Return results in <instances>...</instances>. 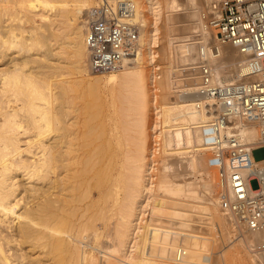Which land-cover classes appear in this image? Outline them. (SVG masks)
<instances>
[{
    "label": "bare ground",
    "instance_id": "bare-ground-1",
    "mask_svg": "<svg viewBox=\"0 0 264 264\" xmlns=\"http://www.w3.org/2000/svg\"><path fill=\"white\" fill-rule=\"evenodd\" d=\"M73 1L68 8L66 0H0V264H204L205 256L207 264H215L213 257L225 264L228 247L214 256L211 237L194 233L198 229L190 223L196 214L209 235L220 231L213 218L216 191L213 202H194L178 188L183 177L201 176L196 178L207 185L216 174L202 129L216 113L206 109L193 80L178 77L180 66L195 58L196 39L214 40L203 31L201 9L185 0L188 20L182 21L171 14L175 2L130 0L133 21L141 26L139 47L106 72L107 81L118 84L106 94L112 110L96 131L77 99L103 80L86 61L83 19L100 0ZM164 12L171 67L159 80L164 93L154 106L151 84L161 75L153 47H159ZM56 21L69 31V63L79 75L73 81L56 80L62 76L55 74V56L62 51L60 44L54 47L60 37ZM244 59L233 46H220L212 60L215 80L239 79ZM145 62H153L149 75ZM235 123L247 142L257 138V124ZM230 131L223 127L221 134ZM254 159L264 164V157ZM228 222L250 253L248 244L264 239V230L248 232Z\"/></svg>",
    "mask_w": 264,
    "mask_h": 264
},
{
    "label": "built area",
    "instance_id": "built-area-1",
    "mask_svg": "<svg viewBox=\"0 0 264 264\" xmlns=\"http://www.w3.org/2000/svg\"><path fill=\"white\" fill-rule=\"evenodd\" d=\"M134 13L130 0H100L89 9L85 45L91 71H113L124 58L134 55L141 29L133 21ZM200 20L203 31L214 40L196 39L195 58L180 66L179 81L193 80L206 109L216 113L202 129L205 142L213 147L209 162L217 175L218 208L234 226L263 231L264 164L254 155L264 150V0H210L201 7ZM194 34L200 36L199 31ZM224 44L233 46L245 59L239 79L220 83L213 76L212 60L220 56ZM238 119L257 124L255 140H245L235 123ZM223 127H230V133L221 134ZM248 247L264 263V239L250 242ZM209 260L205 256L204 264Z\"/></svg>",
    "mask_w": 264,
    "mask_h": 264
},
{
    "label": "rangeland",
    "instance_id": "rangeland-1",
    "mask_svg": "<svg viewBox=\"0 0 264 264\" xmlns=\"http://www.w3.org/2000/svg\"><path fill=\"white\" fill-rule=\"evenodd\" d=\"M66 1L69 5L68 8H71L73 0H66ZM68 1H70L71 4ZM159 1H160L161 5H163L165 0H159ZM169 1L171 4H173L175 2L174 5L175 6L177 5L176 8H174L173 12H171V14H174L173 18H176L178 20L182 19V21H187L188 19L185 18V16H184V15H186V12L188 11V5H186V3H185L186 1L185 0H169ZM208 1H210V0H194L193 2H194L196 7L201 9V7L204 5V3L208 2ZM73 3H74V1H73ZM14 10L16 12L18 11V12L22 13V11L16 5L14 6ZM163 11H165L164 8H163ZM146 14H147L146 16L144 15V19L146 20V18H149V20H150V18H151L150 15L148 13H146ZM165 14H166V12H164L162 14V16L159 20V23H158V26H159V44L158 45H159V47L158 46L153 47V49H155L154 50L155 51L154 61H156L157 65L160 67L159 72L161 75V77L156 82L151 84L152 89H153V93H154V100L152 102L154 106H160V104L162 102L161 96H163V93H164L163 90L161 89V86L159 85V80L161 78H163L165 69L167 67H171L169 65L168 60L166 59V55H165L166 52L164 49V44H165V41L167 39V37L164 33V27H163V24H164V18L163 17L165 16ZM83 19L85 20L84 22H86V15L83 16ZM13 22H15V21H13ZM56 22H55V24L57 26L55 27V32L60 34L59 35L60 37H58V39L55 41L56 44L54 42V47H56L59 44H60L59 46L62 47V51H60L61 54L55 56V61H54L55 65L59 66V67H56L59 69H57V70L55 69V74L56 75H62V76H57L56 80L65 79L67 81H73L74 79H76V77L78 78L79 75L77 74V69H75L74 67H73L74 68L73 69L71 64H70L73 61L72 60L73 58L71 57V54L69 53L70 48L68 49V47H67V46H69V45H67L68 44L67 41L70 38H68V40H67L66 36L69 37V35L65 36V34H64L65 32H69V31H67V28L64 27V25H62L61 23L58 24V22L57 23ZM29 24L31 25L29 20L26 19L25 27L30 26ZM56 29H57V31H56ZM84 30H85V28H84ZM87 60H88V58L86 59V61ZM171 61H173V60H171ZM152 63L145 62L143 64V69L147 75H149V73H152V66H151ZM172 63H174V61ZM69 72H71V73H69ZM110 73H112V72H110ZM93 74L98 76V77H102L103 80L96 82L97 84L96 83H94V85L92 84V86H89V87L87 86L86 89H82L83 92H80L81 93L80 98H78L77 101L80 104L86 105V111H87L86 122L88 124H90L91 126L95 127L96 131H97L99 123L103 119L104 113H106V111L109 112L112 110V105L109 102L110 99H108L109 97L106 94H108L110 92L109 88H111V89L113 87L116 88L118 83L116 80H111V81L108 80L107 81V76L109 75V73L93 72ZM111 82H112V84H114V86L111 85ZM151 85L148 86V88L151 87ZM148 93L151 95V91H149ZM105 95H106V97H105ZM150 95H149V98H150ZM173 96H174V94L172 91V92H170V97H173ZM155 111H156V109L154 110V112ZM155 116L153 115V117H155ZM96 125H98V126H96ZM263 155H264V150H260V151L256 152V157L258 159L261 158V156H263ZM256 157H254V158H256ZM214 172H215V170H214ZM215 175L216 174L213 175L212 183L211 184L208 183L207 185L206 184L204 185V184H202V182H200V181H202V179L199 180L201 178V176H195L194 175V176L190 177V175H189V176L181 178V180L178 181V183H179L178 188H181L183 191V192H181V195L185 198L186 197L189 198V200L191 198L192 201H194V202L203 201V200L207 201L208 203L213 202L214 195H212V194H214L216 191V181H217V175L216 176ZM193 177H195V178L200 177V178L195 179ZM196 182H198L199 184H197ZM181 185H183V187ZM181 189H180V191H181ZM213 207H215V206H213ZM213 211H214L213 212V214H214L213 218L215 217L214 221L216 220L217 224L220 227V231H221V229H222V231L221 232L220 231H210V235H209L207 233L208 230L205 228V224H198L197 221H199V219L197 216H194V215H196V214H194L193 215V221H191L190 223L192 226L195 227V228L194 227H192V228H194L195 230L196 229H198V230H196L195 232L194 231H192V232L196 233L197 231L199 232V230H200L201 233L199 232V235L201 234V235L211 237L209 239L210 251L213 252L214 256H216V254L218 253L220 248L223 247L222 245H224V247H228V248H226L227 253H226L225 264H261L256 260L255 256L252 253H250L249 249H247L245 244L243 245V242L240 240V238H238L237 236L234 235V233H235L234 229H232V226L229 225L228 218L226 216H224L220 212L219 209L217 211L216 208H214ZM221 219L223 221H221ZM206 221L204 220V223ZM88 247L90 249L94 250L93 246L91 247L88 245ZM212 260L215 261V264H222V261L220 263L219 261H216V258H214V257Z\"/></svg>",
    "mask_w": 264,
    "mask_h": 264
}]
</instances>
